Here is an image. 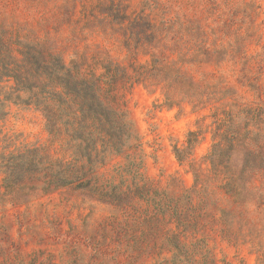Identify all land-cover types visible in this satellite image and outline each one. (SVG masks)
Segmentation results:
<instances>
[{
  "label": "rangeland",
  "instance_id": "obj_1",
  "mask_svg": "<svg viewBox=\"0 0 264 264\" xmlns=\"http://www.w3.org/2000/svg\"><path fill=\"white\" fill-rule=\"evenodd\" d=\"M116 5V0H112L106 7L97 5V8L101 15H105L110 7V11L114 12ZM129 7H123L127 14ZM75 9L74 3L73 16L76 15ZM79 12L84 14L85 10L79 8ZM217 12H221L218 5L208 10L207 18L210 19ZM236 15L238 13L233 11L231 17L225 18L222 13L211 24L201 22L196 26L197 36L201 30L205 36L210 34L215 37L213 45H227L216 52L217 69L229 50L233 64L242 60L241 55L232 48L236 40L232 39L234 31H238L233 19ZM89 16L95 18V11L88 12L85 19ZM242 39L247 57L245 69L242 70L241 64L240 71L247 75L245 70L251 62H255L253 66L259 73L264 70V65L257 57L264 52V48L253 55L255 48L260 47L259 41H252L251 36L247 40ZM179 49L178 43L173 45V52ZM55 54L65 59L61 54ZM15 55L19 56L17 53ZM204 57L201 63L213 67L211 58ZM188 62L195 64L192 59ZM105 67L107 72L112 73L110 66ZM211 74L215 75V71ZM77 77L91 81L96 79L97 82L95 101L91 104L84 100L87 128L81 135L70 130L75 127V117L66 116L64 108H59L58 102L52 99L50 104L61 115L55 123L59 128L56 137L48 133L43 114L33 104L19 103L13 99L2 101L6 114L0 119V143L10 147L16 141L31 138L40 145L44 159H51L52 156L56 159L48 165V169L23 176L17 187L10 186L11 190L6 189L5 195L0 196V243H7L21 252L28 249V256L31 257L28 264H40L42 258L44 264H55L49 249L65 240L69 243L78 241L87 247L96 238L107 241L109 235L114 244H132L140 248L143 243L156 240L160 242L161 249H175L176 255L161 264H264V222L250 218L242 206L243 201H237L225 191L221 186L224 183L222 173L214 175L205 157L211 148L213 115L217 109L212 110L205 105L200 108L199 116L195 108L190 114H185L178 104L165 102L158 86L150 90L149 86L134 80L129 83L120 75L119 65L106 88L93 72H80ZM235 83L240 88L245 86L239 76ZM191 84V78L185 79V85L191 87ZM1 85L4 86L0 91L2 100L13 82H2ZM247 88L253 90L249 86ZM229 91L234 92L235 89ZM20 94L23 99L29 95L27 92ZM119 101L123 103L119 104ZM120 107L123 111L118 115L123 117L126 131L120 144L112 145L116 154L123 158L121 166L113 168L116 176L121 178L120 194L111 199H100L93 197L83 186L84 180L69 181L64 177L74 175L79 159L95 152L97 144L103 148L102 142L106 138L110 141L114 139L116 133L110 120L112 113ZM222 108L232 110L219 107L218 111ZM255 109L259 110L263 119L260 128L264 125V109ZM189 132L193 134L189 135ZM181 140L188 145L183 153L179 148ZM194 144L199 145L196 152L198 160L189 159ZM175 148L180 151L181 161ZM67 154H71L72 159L65 164ZM62 179L69 183L55 187ZM8 196L11 198L7 199ZM88 200L93 202L85 207ZM6 203H10L11 207H6ZM114 264L122 262L116 260ZM127 264H134V261L129 260Z\"/></svg>",
  "mask_w": 264,
  "mask_h": 264
},
{
  "label": "clouds",
  "instance_id": "obj_2",
  "mask_svg": "<svg viewBox=\"0 0 264 264\" xmlns=\"http://www.w3.org/2000/svg\"><path fill=\"white\" fill-rule=\"evenodd\" d=\"M111 2L112 0H0V42L11 47L14 55L17 48L23 49L25 45H46L52 52L65 57L62 60L64 70H58L56 75L64 77L71 71L73 79L78 78L73 66L68 63L69 60L76 61L82 64L79 69L81 73L93 72L105 88L108 87L110 77L116 74L117 65L120 75L129 83L138 76L142 79L144 76L154 77L144 81L149 89L158 86V90L167 92L170 102L178 104L185 114H190L195 108L199 116L200 108L205 105L212 110L228 107L234 114H238L236 122L242 123L245 119L244 109H264V70L256 72L253 66L255 62H251L245 71L248 77H259L254 81L259 88L256 91L248 89L247 80L245 86L240 88L235 81L238 76L244 79L245 73L240 71L242 62L233 64L229 50L222 65L217 69V49L227 45H213L215 37L210 34L199 38L196 35L197 24H211L216 16L223 13L225 18H228L236 11L238 15L233 19L238 31L234 32L232 39L243 37L247 40L251 36L252 41L258 40L260 44L252 54L261 52L264 48V0H116L121 11L125 5H130L129 19L123 24L112 21L111 16L107 14L101 15L100 9L97 8V5L103 8ZM74 3L75 16L72 15ZM217 5L221 12L208 19V10ZM79 8H83L85 13H80ZM90 11H95V18L89 16L85 19V15ZM138 15L150 20L153 27L145 28L139 35H122ZM212 27L215 28L216 25ZM173 36L176 37L175 40L172 39ZM136 39H139L142 47L123 46L122 41L128 40L132 44ZM177 43L180 49L173 52V45ZM203 49H209L208 57L213 65L211 68L201 63L205 60V57L201 56ZM17 59L21 57L17 56ZM153 59L160 60L155 68ZM190 59L195 60V64L189 63ZM257 59L264 65V52H261ZM130 64L132 67H129ZM105 66H110L112 73L107 72ZM161 69L163 71H160ZM213 71L215 75L211 74ZM178 75L184 79L191 78V87H177L173 84ZM169 85L171 87H168ZM229 89L235 91L231 92ZM122 111L123 108L120 107L112 113L110 124L116 133L114 139L110 141L106 138L102 142L103 148L97 144L95 152L85 154L79 159L75 174L64 177L69 181L84 180L83 186L93 197L111 199L120 194L121 178L116 176L113 168H119L123 158L116 154L112 145H119L126 131L123 117L118 115V112ZM258 130L260 147L253 142ZM247 131L248 138L237 144L236 151L241 159L234 157L231 176L233 182L240 185L242 206L250 218L264 222V168L249 166L243 172L240 168L245 152L264 151V125L259 129L250 125ZM179 148L183 153L188 145L181 140ZM198 150L199 145L194 144L190 160H198ZM55 159V156L44 159L40 145L35 144L31 138L16 141L10 147L0 143V196L5 195L6 189L10 191L11 188L17 187L18 177L38 174L48 169V165ZM71 159V154H67L64 158L65 164ZM92 202L88 200L85 207L87 203ZM257 205L260 207L257 208ZM5 206L10 208L11 204L6 203ZM28 252V249L21 252L7 243H0V264H28L31 259ZM161 252L162 255L159 254ZM49 253L52 254L55 264H114L116 260L122 264H127L129 260L134 261V264H161L162 261H170L176 255V250L161 249L160 242L156 240L143 243L140 248L132 244H114L109 235L107 241L96 238L87 247L78 241L69 243L65 240L57 247L49 249ZM40 264H44L43 258Z\"/></svg>",
  "mask_w": 264,
  "mask_h": 264
},
{
  "label": "trees",
  "instance_id": "obj_3",
  "mask_svg": "<svg viewBox=\"0 0 264 264\" xmlns=\"http://www.w3.org/2000/svg\"><path fill=\"white\" fill-rule=\"evenodd\" d=\"M110 8L107 11V15L111 16L112 20H118V23L123 24L124 21L129 19L128 14L125 13L124 10L121 11L117 5L114 12H111ZM151 27L152 24L149 23V21L145 20L143 16H138L137 19L133 20L127 26V31L124 32V35H129L130 33H137L139 35L143 33L145 28ZM200 36H205L201 30L198 31L197 38ZM242 40V37L237 38L235 40V45L232 46V48L236 54L241 55L242 60L240 62H242V70H244L247 54L243 47ZM123 42L126 48L130 46H134L136 48L142 47L139 39H136L132 42V44H130L128 40H124ZM148 43H151V41H148ZM218 51L219 49H217V52ZM208 52L209 49H203L201 51V56L205 55L208 57ZM16 53L19 57H21V59H17V56L13 54L11 47L0 42V91L4 87L1 85L2 82H13L12 86H8L10 91L5 92L4 98L2 100L0 99V119H2L6 114L3 110L4 105L2 101L13 99L19 103L33 104L43 114V117L46 120L48 133H52L56 137V133L59 132V128H57L55 123L56 121H59L61 115L59 111L53 108L50 104V100L52 99L58 102L59 108H64L66 116L70 118L75 117L73 118L75 127L70 130L75 133L78 132L79 135L83 134L85 128H87L84 122L85 109L83 107L86 105L85 101L90 102L91 104L92 101H95L94 94L97 89L96 79L94 81L86 78L73 79L71 71H69L64 77L56 75L55 73L58 70H64V63H62L63 59L58 54L52 52L46 45H25L23 49L17 48ZM70 62L73 69L76 71V74L79 75V69L82 65L74 63V61ZM152 63L155 68V66L160 63V60L153 59ZM130 66L132 67L131 64ZM160 71L163 70L161 69ZM176 71L179 72L178 69ZM167 77L168 74L166 73L165 79H167ZM149 78L154 79V77L149 76H144L142 79L141 76H138L133 82L142 83L144 86H148V84L144 81ZM245 80L248 81L247 86L251 89L256 91L259 88V85L254 83V81H256L254 78L245 75L244 79L241 78L244 85ZM173 84L177 87L185 85V79L178 75L174 78ZM168 87H171V85ZM57 89H59V91H57ZM161 91L164 95L165 102L172 105L173 103L170 102L168 93L162 89ZM20 92H27L29 95L26 99H23ZM82 93H84V95H81ZM216 109L217 112L213 115L214 129L212 132L211 151H209L205 157L210 164L214 175H220V173H222L224 183L221 186L225 189V191L233 195L237 201L242 202L243 199L240 191V185L234 183L231 176V165L234 157L235 159H241L236 151L237 144L248 138V125L252 123V126L259 129V124L263 119L259 110L246 108L243 110L245 113V119L242 122V126L241 123L236 122L238 114H234L232 110L222 108V110L218 111L219 108ZM253 122L255 123L253 124ZM192 134V132H189V135ZM259 136L260 132L258 130L256 136L253 137V142L257 143V147H260L258 144ZM188 142L190 143V141ZM40 151L42 150L40 149ZM175 151L178 160L181 161L179 149L175 148ZM44 156L45 155L43 154V157ZM249 166L257 169L264 168V151L245 152L240 165L241 171H246ZM192 169L196 170L195 167H192ZM194 175L195 177L197 176L196 171H194ZM22 178L23 176L18 177V180L20 181ZM67 183H69L68 180L62 179V182L55 185V187L63 186Z\"/></svg>",
  "mask_w": 264,
  "mask_h": 264
}]
</instances>
